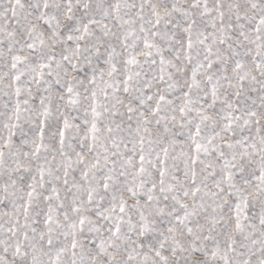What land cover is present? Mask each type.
I'll return each instance as SVG.
<instances>
[{
    "label": "snow or ice",
    "instance_id": "obj_1",
    "mask_svg": "<svg viewBox=\"0 0 264 264\" xmlns=\"http://www.w3.org/2000/svg\"><path fill=\"white\" fill-rule=\"evenodd\" d=\"M0 264H264V0H0Z\"/></svg>",
    "mask_w": 264,
    "mask_h": 264
}]
</instances>
